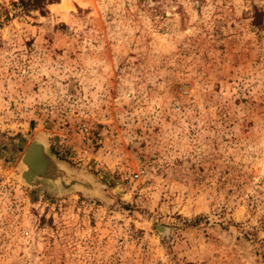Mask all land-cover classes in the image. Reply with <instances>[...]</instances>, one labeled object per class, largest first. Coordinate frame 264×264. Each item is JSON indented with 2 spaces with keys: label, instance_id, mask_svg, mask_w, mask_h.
Returning <instances> with one entry per match:
<instances>
[{
  "label": "rangeland",
  "instance_id": "rangeland-1",
  "mask_svg": "<svg viewBox=\"0 0 264 264\" xmlns=\"http://www.w3.org/2000/svg\"><path fill=\"white\" fill-rule=\"evenodd\" d=\"M19 2L0 264H264V0ZM31 143L56 168L28 183Z\"/></svg>",
  "mask_w": 264,
  "mask_h": 264
},
{
  "label": "water",
  "instance_id": "water-1",
  "mask_svg": "<svg viewBox=\"0 0 264 264\" xmlns=\"http://www.w3.org/2000/svg\"><path fill=\"white\" fill-rule=\"evenodd\" d=\"M23 159L28 166V170L23 173L28 183L32 182L36 175L45 176L48 167L56 168L46 157L43 147L36 143H31Z\"/></svg>",
  "mask_w": 264,
  "mask_h": 264
},
{
  "label": "trees",
  "instance_id": "trees-1",
  "mask_svg": "<svg viewBox=\"0 0 264 264\" xmlns=\"http://www.w3.org/2000/svg\"><path fill=\"white\" fill-rule=\"evenodd\" d=\"M58 0H20L22 8L25 10L34 9V10H44L47 5L57 3ZM41 11V12H42Z\"/></svg>",
  "mask_w": 264,
  "mask_h": 264
},
{
  "label": "bare ground",
  "instance_id": "bare-ground-1",
  "mask_svg": "<svg viewBox=\"0 0 264 264\" xmlns=\"http://www.w3.org/2000/svg\"><path fill=\"white\" fill-rule=\"evenodd\" d=\"M64 4H67L66 2H64Z\"/></svg>",
  "mask_w": 264,
  "mask_h": 264
}]
</instances>
